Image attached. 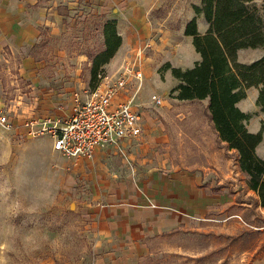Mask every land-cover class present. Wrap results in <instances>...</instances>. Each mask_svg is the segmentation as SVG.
I'll use <instances>...</instances> for the list:
<instances>
[{
  "label": "crops",
  "instance_id": "0c3cea01",
  "mask_svg": "<svg viewBox=\"0 0 264 264\" xmlns=\"http://www.w3.org/2000/svg\"><path fill=\"white\" fill-rule=\"evenodd\" d=\"M194 4L200 0H0V105L17 103L23 110L33 108L36 115L67 113L72 93L91 85L95 56L79 49L83 38L77 28L96 22L103 50V26L108 19L116 21L120 45L102 65L107 70L148 39L145 79L161 61L181 69L191 67L199 54L184 28L196 16ZM44 27L48 30L42 40ZM196 27L200 33L206 31L208 23L202 15L197 16ZM165 75L178 82L169 69ZM251 90L255 101L258 86L246 88L245 93ZM20 91L26 93L22 100ZM245 96L237 106L247 112L242 107ZM57 104L62 111L56 110ZM141 141L123 142L131 148L125 158L113 149L103 150L72 166L78 186L70 190L78 195V207L85 212L87 231L94 238L93 264H140L142 257L167 251L165 237L178 232L186 219L204 214L213 201L210 190L200 187L205 183L200 174L162 170L148 148H137ZM235 168L240 173L238 162Z\"/></svg>",
  "mask_w": 264,
  "mask_h": 264
},
{
  "label": "rangeland",
  "instance_id": "374dc122",
  "mask_svg": "<svg viewBox=\"0 0 264 264\" xmlns=\"http://www.w3.org/2000/svg\"><path fill=\"white\" fill-rule=\"evenodd\" d=\"M77 29L83 38L78 39L79 49L96 55L102 48L100 26L95 22ZM40 30L45 40L48 28ZM263 52L262 47L242 48L237 58L249 62ZM163 64L158 63L146 79L144 74L139 90L143 132L137 148H148L162 170L200 174L205 180L200 187L210 190L213 201L204 214L186 219L178 232L165 237L167 251L142 257L140 264H264V207L247 187L246 177L236 173L237 153L217 137L204 100L170 95L176 81L160 72ZM251 92L245 93L242 107L250 112L247 127L258 130L264 113ZM153 96L160 103H154ZM21 118L14 130L0 128V204L13 198L27 201L31 190L47 186L55 200L41 214H21L13 221L22 232L35 231L46 239L33 245L18 240L7 254L9 264H93L94 238L87 231L85 212L78 207L79 197L70 190L78 186L71 172L75 163L53 151L47 136L25 134ZM256 152L264 157V130ZM236 213L239 216H233Z\"/></svg>",
  "mask_w": 264,
  "mask_h": 264
},
{
  "label": "trees",
  "instance_id": "16d2710c",
  "mask_svg": "<svg viewBox=\"0 0 264 264\" xmlns=\"http://www.w3.org/2000/svg\"><path fill=\"white\" fill-rule=\"evenodd\" d=\"M192 7L196 16L186 23L184 33L192 37L199 59L185 69L165 62L160 72L169 69L178 80L169 90L173 98L207 100L214 130L228 149L236 151L245 183L264 207V157L256 152L264 124L256 132L250 131L247 128L250 114L237 106L246 88L258 86L255 103L264 113V52L249 62L237 59L239 49L264 48V0H200V4ZM199 15L208 23L204 33L197 31ZM103 37L104 49L92 59L91 85L97 71L120 45L114 19L106 20Z\"/></svg>",
  "mask_w": 264,
  "mask_h": 264
},
{
  "label": "built area",
  "instance_id": "2783aa9c",
  "mask_svg": "<svg viewBox=\"0 0 264 264\" xmlns=\"http://www.w3.org/2000/svg\"><path fill=\"white\" fill-rule=\"evenodd\" d=\"M150 48L148 39L125 53L113 70L101 67L93 85L72 93L70 109L61 116L36 115L33 108L23 110L17 103L0 105V128L14 130L22 117L25 134L47 136L52 150L73 163L110 149L125 158L128 152L123 142L138 140L143 130L138 95ZM19 95L22 100L26 93ZM152 101L160 103L156 96ZM55 108L63 110L60 104Z\"/></svg>",
  "mask_w": 264,
  "mask_h": 264
},
{
  "label": "clouds",
  "instance_id": "9594fccd",
  "mask_svg": "<svg viewBox=\"0 0 264 264\" xmlns=\"http://www.w3.org/2000/svg\"><path fill=\"white\" fill-rule=\"evenodd\" d=\"M55 197L51 186L45 189H33L27 201L13 198L0 204V264H9L8 253L14 250L17 241L25 245L36 244L46 237L35 231H24L13 223L21 214L39 215L54 203Z\"/></svg>",
  "mask_w": 264,
  "mask_h": 264
}]
</instances>
